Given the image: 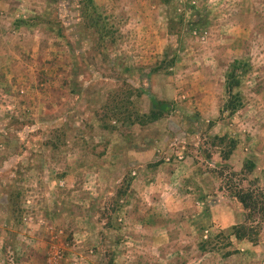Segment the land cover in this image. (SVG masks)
Wrapping results in <instances>:
<instances>
[{"label":"rangeland","instance_id":"rangeland-1","mask_svg":"<svg viewBox=\"0 0 264 264\" xmlns=\"http://www.w3.org/2000/svg\"><path fill=\"white\" fill-rule=\"evenodd\" d=\"M86 2L0 0V264H264V227L231 234L245 211L227 187H264V0ZM236 58L251 70L229 114ZM137 89L172 110L139 123ZM153 206L165 243L147 238Z\"/></svg>","mask_w":264,"mask_h":264},{"label":"trees","instance_id":"trees-1","mask_svg":"<svg viewBox=\"0 0 264 264\" xmlns=\"http://www.w3.org/2000/svg\"><path fill=\"white\" fill-rule=\"evenodd\" d=\"M164 4L171 5L173 0H161ZM87 5L94 4L93 0H87ZM107 34H104L106 36ZM159 67L155 68L154 71H158ZM251 70L250 61L247 58H236L229 65L225 73V92L226 101L223 105V110L228 111L229 114L235 113L237 110L241 109L244 105L242 86L245 81L246 75ZM150 75V74H148ZM137 95L141 93L148 95L151 108L149 112L143 113L139 119V123H150L157 121L164 117L167 113L172 110V104L170 101H164L158 99L154 94L148 92L147 90L141 91L137 89ZM122 106H117L112 109V116L110 118H120L125 115L123 113L126 109ZM131 114H128L130 117ZM219 141L223 143L226 140V136H218ZM229 149L225 151V157L228 158L236 147V141L231 138L229 141ZM256 167L253 160L248 159L245 162V168L247 172H252ZM236 175V172H232ZM231 173V175H233ZM242 173V172H241ZM240 173V174H241ZM244 174V173H243ZM222 176V171L219 172ZM128 182H131V178H128ZM227 182V187L229 188L231 195L236 198V200L242 205L245 211V222L240 224H235L232 227V235H234L238 240H243L249 238L250 241L257 240V236L260 230L264 227V187L260 185H250V186H236L232 179ZM200 199V198H199Z\"/></svg>","mask_w":264,"mask_h":264},{"label":"crops","instance_id":"crops-1","mask_svg":"<svg viewBox=\"0 0 264 264\" xmlns=\"http://www.w3.org/2000/svg\"><path fill=\"white\" fill-rule=\"evenodd\" d=\"M146 155V153H144V155H143V152H141L139 155H138V157H137V159H140V160H142L143 158H144V156ZM163 168H161L160 169V171L162 170ZM162 173H164V172H162ZM159 177H160V179H159ZM158 179L160 180V181H162V182H169V180L171 179V176H170V174L168 175V173H166L165 175H163V177L162 176H158ZM162 179V180H161ZM166 184H168V183H166ZM153 186V185H152ZM152 186H147V191L148 192H151L150 190H151V187ZM192 188H186V189H184V192H183V190H182V192H183V194H186L185 196H186V198H184V200H182V198L181 199H179V203L180 204H183V203H185V199H188V196H190L192 193H193V191L191 190ZM193 190L195 191V189L193 188ZM161 192L160 193H163L164 192V189H162V190H160ZM179 194H180V191H179ZM200 200V202L202 203V201H201V199H199ZM198 200V201H199ZM197 201V202H198ZM180 204H179V209H185V210H183L184 211V213L187 215V216H192V214L194 213V211H196V209L194 208V206L192 207V206H189V208H182V207H180ZM156 205V204H155ZM152 210V211H150V218H149V221H147V219H146V222H144V220H142V222H143V224H145V226H148L149 227V229H148V231H147V233H149L150 235H152V236H147V238H148V240H153L154 242L155 241H157V243H165L166 242V239L168 238L166 235H164V234H162L161 233V235L158 233V231H156L157 229H161V228H163V227H165V222L164 221H161V220H159L158 221V219L157 218H159V216L160 215H158V210L157 209H159V211H161L162 210V208H160V207H157L156 208V206H153L152 208H150L149 207V210ZM205 209V208H204ZM205 211H206V209H205ZM162 215H164V214H162ZM148 217H149V215H148ZM189 219H191V218H189ZM188 219V220H189ZM188 220H187V228H189L190 226H192V220H191V222H188ZM149 223V225H148V223ZM185 223V221H183V224ZM180 224V223H179ZM167 228V227H166ZM162 230V229H161ZM156 231V233H154ZM165 231H168V230H165ZM150 253H154V254H157V256H152V255H150ZM161 253V254H160ZM159 254H158V251H153V252H149V254H147V255H150L149 257H150V260L151 259H153V260H156V259H160V260H166L167 259V257H169V256H171V255H173L172 253H168V252H160ZM177 255H179V256H175L176 258H174L175 259V261L174 262H171L170 264H179V261H178V258L179 259H187V258H191L192 259V262H190V264H204L205 262H203V259L208 255V254H210L209 252H204V253H200L199 255H197L195 258H193L192 256H189L188 255V252L187 251H182V250H180L179 251V254L178 253H176ZM215 258H216V264H227V261L229 260V258L228 257H226V256H221V258H218L217 256H215ZM220 260H222L221 261V263H220ZM201 262V263H200ZM151 264H155L154 262H151ZM186 264H188V263H186Z\"/></svg>","mask_w":264,"mask_h":264}]
</instances>
